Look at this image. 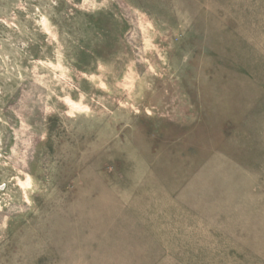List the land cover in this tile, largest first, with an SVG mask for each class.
<instances>
[{"label":"rangeland","instance_id":"obj_1","mask_svg":"<svg viewBox=\"0 0 264 264\" xmlns=\"http://www.w3.org/2000/svg\"><path fill=\"white\" fill-rule=\"evenodd\" d=\"M0 264H264V0H0Z\"/></svg>","mask_w":264,"mask_h":264}]
</instances>
